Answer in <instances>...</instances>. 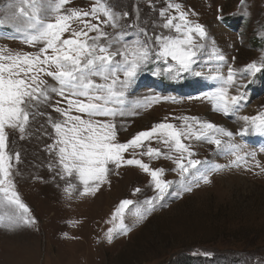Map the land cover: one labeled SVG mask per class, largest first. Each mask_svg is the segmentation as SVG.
I'll use <instances>...</instances> for the list:
<instances>
[{"label":"rangeland","instance_id":"obj_1","mask_svg":"<svg viewBox=\"0 0 264 264\" xmlns=\"http://www.w3.org/2000/svg\"><path fill=\"white\" fill-rule=\"evenodd\" d=\"M11 2L0 0V18L8 14L7 6ZM95 2L71 0L66 7L88 10ZM108 2L117 11L130 13L127 20L121 21L128 33L126 39L135 38L136 30L126 25L136 19L137 6L140 27L146 28L149 36L170 34L161 27L163 18L159 16L167 0H151L152 6L147 0ZM173 2L180 3L190 19L204 25L208 33L206 47L198 54L192 70L179 76L164 71L167 65L154 56L142 67L126 91V114L114 118L119 141L126 142L159 122L179 126L180 117H198L232 131L231 142L242 145L245 152H255V159L264 167V134L251 129L240 134L244 127L240 117L264 112V69L254 75L246 71L249 63L259 64L264 60V0H245L243 5L240 0ZM105 31L117 30L105 26ZM213 41L225 56L224 61L208 59ZM0 47L13 51L37 50L23 43L12 24L0 26ZM229 67L236 70L237 76V85L230 89V94H236L237 87L244 85L240 87L244 99L225 115L214 110L213 102L203 94L221 85L222 81L211 77L217 70L226 77ZM45 79L49 85L56 84L50 77ZM154 96L170 99L146 106ZM57 101L61 98L51 94L48 103L38 106L37 111L44 115L30 119L23 139L18 130H8V150L20 155L19 162L13 160L12 178L36 223L15 230L0 227V264H264V172L255 167L251 157L247 166L241 162L239 166L224 167L211 174V183H201L191 192L177 195L182 188L173 160L163 156L150 159L140 154L146 148L136 149L137 158L153 168H163L164 179L174 183L139 223L134 222L130 206L125 223L131 231L116 234L109 242L106 233L113 226L109 221L120 201L129 199L142 204L156 195L151 177L138 166H122L113 169L110 183L102 185L95 195L80 197L77 193L68 199L64 192L68 181L57 175L55 154L47 148L54 138L47 116L62 119L52 107ZM60 106L66 105L61 102ZM186 142L195 153L193 159L207 162L197 166L202 172L214 165H229L233 160L226 147L218 149L204 140ZM150 143L167 151L156 140ZM132 154L130 149L125 155ZM71 182L80 188L75 177ZM136 188L140 191L134 192Z\"/></svg>","mask_w":264,"mask_h":264},{"label":"snow or ice","instance_id":"obj_2","mask_svg":"<svg viewBox=\"0 0 264 264\" xmlns=\"http://www.w3.org/2000/svg\"><path fill=\"white\" fill-rule=\"evenodd\" d=\"M70 2L12 0L7 6L8 14L0 18V26L12 24L23 43L37 49L29 52L0 47V227L15 230L36 223L16 191L12 178L13 160L19 162L20 155L8 150V130H18L23 139L30 119L44 115L37 109L41 103L51 100V94L61 98L52 107L62 119L53 120L51 115L47 116L54 132L53 142L47 148L55 154V167L59 169L57 175L68 181L64 188L68 199L77 193L80 197L95 195L102 185L110 183L113 169L118 170L122 166H138L151 177L150 183L156 195L142 204L129 199L120 201L109 221L113 224L106 233L109 242L114 235L131 231L125 223L130 206L134 222L139 223L154 210L156 203L164 198L174 183L164 179L163 168H153L137 158L136 149L146 148L140 154L150 159L163 156L173 160L182 188L177 195L191 192L201 183H211V174L224 167L239 166L241 162L247 166L248 157L264 172V167L255 159V152H245L242 145L231 142L232 131L198 117H180L179 126L159 122L148 130L137 132L126 142H120L114 118L126 114V91L142 67L154 56L167 65L164 71L175 76L191 71L198 54L206 47L204 41L208 33L204 25L190 19L189 12L173 0H167V6L159 11L163 18L161 27L168 29L170 34L149 36L146 28L140 27V9L137 6L136 19L126 25L136 30L134 39H126L128 33L121 25L122 20L130 17L128 11H117L108 0H96L88 10L67 8ZM147 3L152 6L151 0ZM240 3L243 5L245 0H240ZM74 24L79 27H73ZM105 26L117 31L109 33ZM211 53L209 60L226 59L215 46V41L212 42ZM262 69L264 60L246 66L249 75ZM45 77L52 78L56 84L49 85ZM211 78L222 83L203 94L204 98L213 102L214 110L228 115L244 99V93L240 91L244 85L237 87L236 94H230V89L237 85L236 70L231 67L226 77L217 70ZM161 99L170 97H151L146 106L150 107L151 103ZM61 102L66 106L61 107ZM105 117L110 119H101ZM240 119L244 121L241 135L249 129L264 134V112ZM222 137L229 139L226 141ZM193 139L207 141L218 149L226 147L233 160L229 165H214L200 171L197 166L207 162L193 159L195 153L186 142ZM152 140L164 145L167 151L152 147ZM130 149L133 154L126 157ZM73 177L80 188L71 182ZM139 191V188L134 190Z\"/></svg>","mask_w":264,"mask_h":264}]
</instances>
